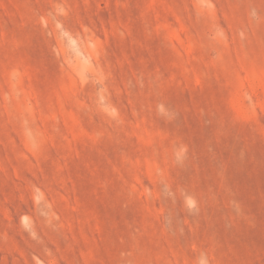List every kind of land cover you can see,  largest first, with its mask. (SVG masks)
<instances>
[{"label":"rangeland","instance_id":"obj_1","mask_svg":"<svg viewBox=\"0 0 264 264\" xmlns=\"http://www.w3.org/2000/svg\"><path fill=\"white\" fill-rule=\"evenodd\" d=\"M0 264H264V0H0Z\"/></svg>","mask_w":264,"mask_h":264}]
</instances>
